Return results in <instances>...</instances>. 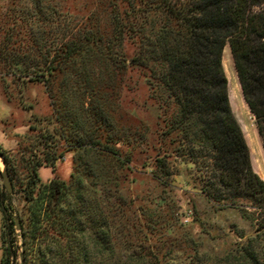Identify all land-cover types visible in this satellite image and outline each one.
Segmentation results:
<instances>
[{"label":"trees","instance_id":"16d2710c","mask_svg":"<svg viewBox=\"0 0 264 264\" xmlns=\"http://www.w3.org/2000/svg\"><path fill=\"white\" fill-rule=\"evenodd\" d=\"M31 5L23 10L22 29L2 26L8 16L0 13V66L44 85L53 130L37 143L38 158L19 188L10 176L13 194L26 206L16 211L19 233L15 219L8 226L1 264L18 256L21 264H157L136 252L125 233L119 174L131 168L132 157L120 149L124 138L114 114L127 70V38L138 47L131 64L144 70L152 97L168 115L162 137L175 145L177 158L194 165L202 193L235 209L249 203L264 217V181L233 112L223 64L229 47L264 148V0H134L125 16L111 13L109 34L98 26L76 30L71 20L57 32L51 26L57 9L43 0ZM25 34L48 44H12ZM53 35L57 44L50 43ZM60 146L80 153L70 182L42 186L38 170L56 166L63 158L56 155ZM171 154L156 157V175L164 185L172 175ZM0 156L9 165L1 151ZM4 198L0 195L2 203ZM18 236L21 247L15 248ZM251 248L241 247L230 262L261 264Z\"/></svg>","mask_w":264,"mask_h":264},{"label":"rangeland","instance_id":"374dc122","mask_svg":"<svg viewBox=\"0 0 264 264\" xmlns=\"http://www.w3.org/2000/svg\"><path fill=\"white\" fill-rule=\"evenodd\" d=\"M43 1L57 9L58 15L51 22L57 32L65 29L71 20L76 30L89 32L98 26L104 34H109L111 13L125 16L134 0ZM30 6L31 0H0V13L8 16L2 26L16 25L22 29L23 10ZM34 24L32 27L36 30L38 26ZM25 36L16 38L12 44H48ZM55 37L50 39L51 44H57ZM124 44L127 70L114 116L118 136L124 138L120 149L132 157L131 168L121 173L122 176L118 174L120 194L126 201L125 233L134 250L143 251L150 262L157 264H232L230 258L240 256L241 247L251 244L259 262L264 264L263 212L249 203L239 209L217 205L202 193V182L194 165L177 158L173 153L175 145L162 137L168 115L152 97L144 70L131 64L138 47L129 38ZM223 64L233 112L244 131L253 168L264 181L263 138L244 100L229 47L224 51ZM52 116L51 100L43 84L25 82L0 66V151L9 158L7 171L17 188L26 177L30 162L38 158L37 143L46 130H53ZM165 151L173 153L169 159L172 175L167 185L157 178L155 166L157 154L163 155ZM59 154L63 158L55 167L43 166L38 170L40 185H49L54 180L70 182L74 161L80 153L60 146L56 152ZM3 169L4 162L0 159V170ZM0 195L5 196L3 203L0 199L1 264L8 226L14 224L16 211L22 213L26 203L20 194H8L1 180ZM16 247H21L20 236ZM21 263L20 256L15 261L13 258L12 264ZM234 264H243V261Z\"/></svg>","mask_w":264,"mask_h":264},{"label":"water","instance_id":"95a60500","mask_svg":"<svg viewBox=\"0 0 264 264\" xmlns=\"http://www.w3.org/2000/svg\"><path fill=\"white\" fill-rule=\"evenodd\" d=\"M0 159L3 160L1 156H0ZM3 162H4V169L0 170V180L2 181L7 193L13 194V192H14L13 182L11 180L10 175L8 174L7 165H6L4 160H3ZM15 224H16L17 230L20 231V229H21L20 221H19V217L17 214L15 217Z\"/></svg>","mask_w":264,"mask_h":264},{"label":"bare ground","instance_id":"6f19581e","mask_svg":"<svg viewBox=\"0 0 264 264\" xmlns=\"http://www.w3.org/2000/svg\"><path fill=\"white\" fill-rule=\"evenodd\" d=\"M228 72V71H227ZM230 74V73H229ZM230 76H231V74H230ZM230 76H229V78H230ZM232 78V77H231ZM234 80H235V78H234ZM232 84V83H231ZM235 95V94H234ZM236 97V96H235ZM238 106V105H237Z\"/></svg>","mask_w":264,"mask_h":264}]
</instances>
